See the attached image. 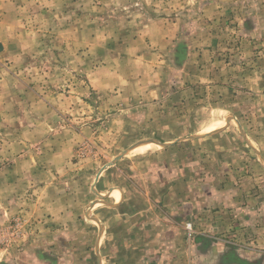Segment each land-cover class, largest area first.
Instances as JSON below:
<instances>
[{"label": "rangeland", "instance_id": "obj_1", "mask_svg": "<svg viewBox=\"0 0 264 264\" xmlns=\"http://www.w3.org/2000/svg\"><path fill=\"white\" fill-rule=\"evenodd\" d=\"M262 9L264 0H0V264H79L76 243L94 248L97 184L111 163L141 164L185 113L222 111H194L191 99L248 114L231 104L252 81L241 66L264 59ZM250 121L249 134L264 136ZM259 236V251L245 252L264 264Z\"/></svg>", "mask_w": 264, "mask_h": 264}, {"label": "crops", "instance_id": "obj_2", "mask_svg": "<svg viewBox=\"0 0 264 264\" xmlns=\"http://www.w3.org/2000/svg\"><path fill=\"white\" fill-rule=\"evenodd\" d=\"M261 57L254 56L253 67L241 66L253 82L246 85V98L231 104L248 114L227 115L215 99L195 97L190 101L194 111H222L206 118L185 113L149 141L153 147L141 164L125 169L120 159L108 170L97 184L103 206L94 248L76 243L84 253L79 264H255L258 257L248 258L245 251H259L251 245L264 233V148L256 146L264 136L257 130L249 134L245 125L250 120L259 122L258 128L264 124V112H259L264 111ZM233 89L227 85L230 98ZM186 105L191 107L188 101ZM230 132L233 139H242L236 148L228 146ZM218 138L221 143L208 144Z\"/></svg>", "mask_w": 264, "mask_h": 264}, {"label": "built area", "instance_id": "obj_3", "mask_svg": "<svg viewBox=\"0 0 264 264\" xmlns=\"http://www.w3.org/2000/svg\"><path fill=\"white\" fill-rule=\"evenodd\" d=\"M187 227H188V230H189V233H190L189 235H191V233L194 232L193 228L191 227V224H187Z\"/></svg>", "mask_w": 264, "mask_h": 264}, {"label": "water", "instance_id": "obj_4", "mask_svg": "<svg viewBox=\"0 0 264 264\" xmlns=\"http://www.w3.org/2000/svg\"><path fill=\"white\" fill-rule=\"evenodd\" d=\"M3 50V44L0 43V51ZM117 160H119V157L111 164H115L117 162Z\"/></svg>", "mask_w": 264, "mask_h": 264}]
</instances>
